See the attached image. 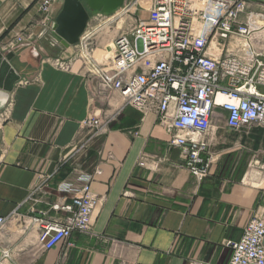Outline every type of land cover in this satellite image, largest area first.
Instances as JSON below:
<instances>
[{"label": "crops", "instance_id": "obj_1", "mask_svg": "<svg viewBox=\"0 0 264 264\" xmlns=\"http://www.w3.org/2000/svg\"><path fill=\"white\" fill-rule=\"evenodd\" d=\"M244 1L238 22L250 26L251 49L264 54V0ZM37 3L0 0V45L26 29L33 34L30 45L0 52V91L9 95L0 104V216L19 214L0 229V256L8 253L3 264H229V242L241 239L250 220L264 218V129L228 130L217 110L210 173L197 180L183 150L168 147L170 132L154 114L123 106L116 94L99 96L96 78L76 63L55 64L73 60L78 47L65 48L45 32ZM59 10L56 3L52 22ZM89 24L90 18L87 30ZM111 48L94 58H110ZM93 116L105 125L95 137L84 125ZM81 173L93 176L91 192L99 198L90 231L42 250L38 228L24 224L32 213L63 217L50 208L64 200L57 187L79 186ZM38 178L42 192L33 203L28 196Z\"/></svg>", "mask_w": 264, "mask_h": 264}, {"label": "built area", "instance_id": "obj_2", "mask_svg": "<svg viewBox=\"0 0 264 264\" xmlns=\"http://www.w3.org/2000/svg\"><path fill=\"white\" fill-rule=\"evenodd\" d=\"M59 1L37 3L38 23L49 34L54 32L50 13ZM121 7L122 13L132 14L125 1ZM244 10V0H151L147 19L138 18L113 39L112 56L103 64L92 57V33L83 37L87 29L75 44L86 72L97 80L98 95L116 94L123 106L143 116L154 114L159 125L170 132L168 147L183 150L185 166L197 180L210 173V137L217 110L225 114L228 130L253 126L264 129V91L260 90L264 89V54L251 49L250 26L238 22ZM32 38V30L26 29L0 45V52L30 45ZM220 49L224 53L218 52ZM87 58L93 62L92 70L85 64ZM75 59H57L55 64L68 69ZM219 95L224 98L220 103ZM84 125L96 130L93 137L105 130L95 116ZM261 167L264 170V165ZM92 181V175L81 173L75 181L79 186L60 183L57 192L64 200L54 202L50 208L65 215L52 218L41 212V217H32L24 224L25 229L38 228L37 244L42 250L52 249L73 233L90 231V217L99 201L91 192ZM42 185L38 178L28 201L39 202L33 196L42 192ZM66 198L71 202L67 203ZM18 215L14 212L8 217L0 216V229ZM229 246L233 250L229 264H264V218L250 220L241 239L229 242ZM7 257L8 253L3 252L0 264Z\"/></svg>", "mask_w": 264, "mask_h": 264}, {"label": "water", "instance_id": "obj_3", "mask_svg": "<svg viewBox=\"0 0 264 264\" xmlns=\"http://www.w3.org/2000/svg\"><path fill=\"white\" fill-rule=\"evenodd\" d=\"M124 3V0H60L57 4L60 5V10L52 23L51 28L56 39H58L65 48L78 43L81 35L84 33L90 12H99L101 14L110 15L119 9ZM34 57L39 58V51L36 47L30 49ZM4 101L1 106H4L9 95L0 91ZM32 217H41L40 214L32 213Z\"/></svg>", "mask_w": 264, "mask_h": 264}, {"label": "rangeland", "instance_id": "obj_4", "mask_svg": "<svg viewBox=\"0 0 264 264\" xmlns=\"http://www.w3.org/2000/svg\"><path fill=\"white\" fill-rule=\"evenodd\" d=\"M151 0H125V4L129 7H131L129 10L132 11V14L128 13H122L121 9H117L114 13L107 15V14H101L97 19H94L93 17L97 15L99 12H90V27L86 31V34L92 33L91 37V48L93 50L92 57L98 64H103L104 59H98L96 60L94 58V54H101V50H105L109 47V44H112L113 39L120 34L129 24L133 23L138 18L142 21L146 20L148 17L147 8L149 7ZM122 8V7H120ZM113 20H111L110 16L113 14H117ZM121 12V15H119ZM108 18V19H107ZM102 44L101 46H99ZM104 44V48L103 47ZM77 53L76 59L73 63H76L77 66H79L81 69H85V65L83 63V60L79 58ZM81 54V52H80ZM261 91H264L262 88ZM219 112H216V115L218 116ZM220 114H224L221 112Z\"/></svg>", "mask_w": 264, "mask_h": 264}, {"label": "bare ground", "instance_id": "obj_5", "mask_svg": "<svg viewBox=\"0 0 264 264\" xmlns=\"http://www.w3.org/2000/svg\"><path fill=\"white\" fill-rule=\"evenodd\" d=\"M112 17H113V15L110 16V17H108V18L112 19ZM108 18H107V19H108ZM111 56H112V51H111ZM110 58H111V57H110ZM223 100H224V98H223L221 95H219V96L217 97V102H218V103L222 102ZM3 101H4V97H3V95L0 94V104H2Z\"/></svg>", "mask_w": 264, "mask_h": 264}]
</instances>
